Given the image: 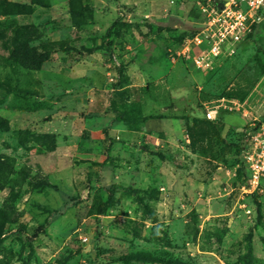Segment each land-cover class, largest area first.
<instances>
[{
    "label": "rangeland",
    "instance_id": "374dc122",
    "mask_svg": "<svg viewBox=\"0 0 264 264\" xmlns=\"http://www.w3.org/2000/svg\"><path fill=\"white\" fill-rule=\"evenodd\" d=\"M216 2L0 0V264H264V29L198 67Z\"/></svg>",
    "mask_w": 264,
    "mask_h": 264
},
{
    "label": "built area",
    "instance_id": "2783aa9c",
    "mask_svg": "<svg viewBox=\"0 0 264 264\" xmlns=\"http://www.w3.org/2000/svg\"><path fill=\"white\" fill-rule=\"evenodd\" d=\"M220 7H223L220 9ZM206 25L193 41L206 43L203 57H198V67H209L212 60L222 54L226 43L232 45L251 35L254 28L264 27V0H217L209 8ZM188 44V42L186 41ZM247 183L252 191L264 184V119L249 125L245 145L240 153Z\"/></svg>",
    "mask_w": 264,
    "mask_h": 264
},
{
    "label": "trees",
    "instance_id": "16d2710c",
    "mask_svg": "<svg viewBox=\"0 0 264 264\" xmlns=\"http://www.w3.org/2000/svg\"><path fill=\"white\" fill-rule=\"evenodd\" d=\"M36 1L37 0H31V2H32V4H36ZM260 27H262L263 29H264V27L263 26H259V28ZM245 141H246V139H245ZM244 145H245V142L242 144V147L240 148V153H241V151H242V149H243V147H244ZM241 170L243 171V173H244V169H243V166H242V164H241ZM245 174V173H244ZM245 178H246V175H245ZM112 199H113V196H112V193L110 192L109 193V196H108V199L106 200V202L105 203H103V204H101V205H99V207H98V209H97V213L99 214V215H102V214H104L105 212H106V210H108L110 207H111V205H112ZM257 212H259V204H257Z\"/></svg>",
    "mask_w": 264,
    "mask_h": 264
},
{
    "label": "water",
    "instance_id": "95a60500",
    "mask_svg": "<svg viewBox=\"0 0 264 264\" xmlns=\"http://www.w3.org/2000/svg\"><path fill=\"white\" fill-rule=\"evenodd\" d=\"M223 7H220V9H222Z\"/></svg>",
    "mask_w": 264,
    "mask_h": 264
}]
</instances>
